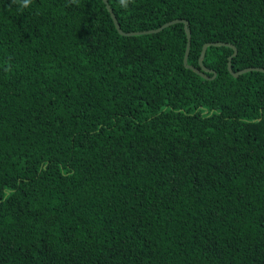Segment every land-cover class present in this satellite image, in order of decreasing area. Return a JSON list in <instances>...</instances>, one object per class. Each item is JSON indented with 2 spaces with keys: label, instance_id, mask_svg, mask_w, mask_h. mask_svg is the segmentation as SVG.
I'll use <instances>...</instances> for the list:
<instances>
[{
  "label": "trees",
  "instance_id": "trees-1",
  "mask_svg": "<svg viewBox=\"0 0 264 264\" xmlns=\"http://www.w3.org/2000/svg\"><path fill=\"white\" fill-rule=\"evenodd\" d=\"M264 68V0H108ZM183 22L0 0V264H264V72L184 63ZM6 68L10 69L6 71Z\"/></svg>",
  "mask_w": 264,
  "mask_h": 264
},
{
  "label": "water",
  "instance_id": "water-1",
  "mask_svg": "<svg viewBox=\"0 0 264 264\" xmlns=\"http://www.w3.org/2000/svg\"><path fill=\"white\" fill-rule=\"evenodd\" d=\"M105 2L107 3V7H108V10L110 11L111 15H112V18L114 20V23L116 25V28L117 30L119 31L120 34L122 35H127V36H131V35H139V34H149V33H156V32H160L161 30H163L164 28L172 25V24H175V23H179V22H183L185 24V29H186V33H187V38H188V42H187V50H186V55H185V58H184V63L185 65L188 67V68H191L192 70H194L196 73H198L199 75L205 77V78H214L216 76V73L214 75V77H210L206 74L207 71H211L210 69H208L207 67L204 66L203 64V60H204V57L206 55V51H207V48L211 45H214V46H230L232 48H234V53L233 55L230 57V61H229V70L230 72L235 76V77H238L239 75L245 73V72H248V71H253V70H256V71H263L264 72V68H261V67H248V68H245V69H242L240 71H237V72H234L233 69H232V62H231V59L233 56H236L238 54V50H237V47L231 43H226V42H207L204 44L203 46V49H202V53H201V56H200V65L202 66V69L198 68V67H195V66H192V65H189L188 64V57H189V53H190V48H191V39H192V33H191V28L189 27V21L187 20H184V19H175V20H172V21H169L167 23H165L164 25H162L161 27L159 28H156V29H150V30H141V31H124L122 28H121V25L118 21V18L113 10V8L111 7V5L109 4L108 0H105Z\"/></svg>",
  "mask_w": 264,
  "mask_h": 264
},
{
  "label": "clouds",
  "instance_id": "clouds-1",
  "mask_svg": "<svg viewBox=\"0 0 264 264\" xmlns=\"http://www.w3.org/2000/svg\"><path fill=\"white\" fill-rule=\"evenodd\" d=\"M73 2H77V0H73ZM134 2V0H119V5L121 8L127 10L131 4ZM13 3H16L20 10H23L25 8H29L31 6L32 0H13ZM10 70L6 68V71Z\"/></svg>",
  "mask_w": 264,
  "mask_h": 264
}]
</instances>
